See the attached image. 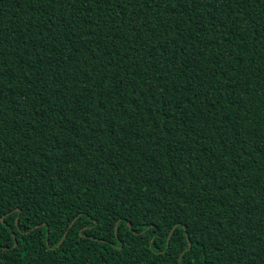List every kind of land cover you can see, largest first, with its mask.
<instances>
[{"label": "trees", "instance_id": "1", "mask_svg": "<svg viewBox=\"0 0 264 264\" xmlns=\"http://www.w3.org/2000/svg\"><path fill=\"white\" fill-rule=\"evenodd\" d=\"M0 264H264V0H0Z\"/></svg>", "mask_w": 264, "mask_h": 264}]
</instances>
